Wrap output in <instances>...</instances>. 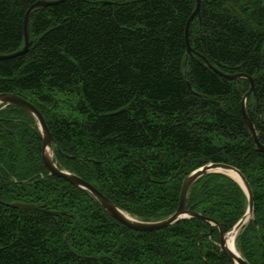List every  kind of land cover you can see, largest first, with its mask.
Instances as JSON below:
<instances>
[{
    "label": "trees",
    "instance_id": "1",
    "mask_svg": "<svg viewBox=\"0 0 264 264\" xmlns=\"http://www.w3.org/2000/svg\"><path fill=\"white\" fill-rule=\"evenodd\" d=\"M37 1L0 0V55L22 49L24 17ZM194 9L195 0H65L35 9L27 52L0 60V94L39 111L58 169L142 222L173 215L193 171L235 168L253 195V219L235 248L264 264V154L241 111L249 83L220 77L199 57L253 79L245 112L264 147V0H199L188 30L198 56L185 44ZM65 96L73 99L67 115L59 112ZM41 145L34 118L0 107V264H231L218 228L202 218L152 232L119 224L88 192L49 175ZM246 207L240 186L221 174L198 179L186 200V210L225 234Z\"/></svg>",
    "mask_w": 264,
    "mask_h": 264
},
{
    "label": "water",
    "instance_id": "2",
    "mask_svg": "<svg viewBox=\"0 0 264 264\" xmlns=\"http://www.w3.org/2000/svg\"><path fill=\"white\" fill-rule=\"evenodd\" d=\"M63 1L65 0H57V1L41 0V1H37L36 3H34L28 9L24 17V45L22 49L15 53L9 54V55H0V60L12 59V58L21 56L27 52L29 48L27 24H28L29 16L33 10L38 9V8L54 6ZM198 13H199V0H195V9L191 17L188 19L186 26H185V44H186V51L188 55L194 54L198 56V54L193 52V50L190 48L189 43H188L189 25L191 21L198 15ZM199 57L202 59L207 69L219 75L220 77L226 80H229V81H233L237 79H244L249 83V90L244 95L241 101L242 116L245 121L246 127L251 135V139L256 145L257 151L264 154V147L259 143L258 133L256 132L252 122L246 116V112H245L246 101L249 99L250 95L255 97V88L253 84V79L245 74L222 73L218 69L212 67L204 57L202 56H199ZM0 106L18 107L22 109L23 111H25L27 114H29L32 118H34L37 123L38 129L40 131L41 138H42L41 159L49 175L58 177L66 181L70 185L88 192L101 205V207L119 224L135 232H152V231H157L160 229L167 228L181 220L190 219V218H202L205 222H207L211 226H216L218 228L219 234H220L219 247L221 251H223V253L227 256L231 264H249L238 253V251L235 248L234 242H235V238L239 230L253 219V195H252L251 188L249 184L247 183L245 177L235 168L229 165H225V164L210 163V164H207L193 171L182 182L181 190L179 193V199H178V208L176 212L170 217H168L167 219H164L161 221L142 222L130 216L129 214L123 212L122 210H120L116 205H114L110 200H108L105 196H103L92 185L85 182L78 176L57 168V166L55 165L53 161L51 135L48 131V128L46 127V124H45V121L42 115L32 104H30L24 99L16 95H13V94H0ZM230 173L236 174L239 178V181L231 177ZM210 174H221L235 181L240 186V188L244 192L246 199H247V207H246L245 214L237 222V224L226 234L223 233V231L220 229L218 224L201 217V215L197 213L186 210V200H187L188 192L191 186L201 177L210 175ZM10 207L13 209H20V210L39 211L42 213H46L50 216H58L61 214L60 212L49 211L45 209V206H38V205H31V204L14 203ZM229 238H231V242H232L231 249H229L227 246V241Z\"/></svg>",
    "mask_w": 264,
    "mask_h": 264
},
{
    "label": "rangeland",
    "instance_id": "3",
    "mask_svg": "<svg viewBox=\"0 0 264 264\" xmlns=\"http://www.w3.org/2000/svg\"><path fill=\"white\" fill-rule=\"evenodd\" d=\"M68 98L71 99L70 100L71 102H69ZM59 99L63 101V103H60L59 112H61L62 114H66V115L69 114V110L71 109L72 104H73V101H72L73 99L69 96L60 97Z\"/></svg>",
    "mask_w": 264,
    "mask_h": 264
},
{
    "label": "bare ground",
    "instance_id": "4",
    "mask_svg": "<svg viewBox=\"0 0 264 264\" xmlns=\"http://www.w3.org/2000/svg\"><path fill=\"white\" fill-rule=\"evenodd\" d=\"M230 175H231V177H233L234 179H236L237 181H239V178H238V176L236 174L230 173ZM227 246H228L229 249L232 248L231 238L228 239Z\"/></svg>",
    "mask_w": 264,
    "mask_h": 264
},
{
    "label": "flooded vegetation",
    "instance_id": "5",
    "mask_svg": "<svg viewBox=\"0 0 264 264\" xmlns=\"http://www.w3.org/2000/svg\"><path fill=\"white\" fill-rule=\"evenodd\" d=\"M0 107H2V106H0ZM7 107V106H6ZM2 108H5V107H2ZM35 120V119H34ZM37 124V123H36ZM46 124V123H45ZM38 127V126H37ZM46 127H47V125H46ZM39 130V129H38ZM40 132V131H39Z\"/></svg>",
    "mask_w": 264,
    "mask_h": 264
}]
</instances>
